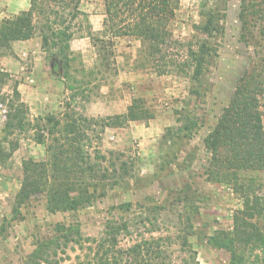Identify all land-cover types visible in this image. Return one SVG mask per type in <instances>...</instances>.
Returning a JSON list of instances; mask_svg holds the SVG:
<instances>
[{"label":"trees","instance_id":"16d2710c","mask_svg":"<svg viewBox=\"0 0 264 264\" xmlns=\"http://www.w3.org/2000/svg\"><path fill=\"white\" fill-rule=\"evenodd\" d=\"M82 1L30 0L28 9L1 21L0 54L11 49L13 42L38 35L43 49H57L64 79L81 85L82 81L71 73L77 59L71 41L85 36L100 40L89 14L81 8ZM210 1L201 2L202 20L193 26L196 40L181 42L173 37L169 22L175 16L178 0H103L106 13L99 33L139 39L144 65L161 74L187 77L194 84L192 94L200 97L225 30L226 9L217 0L213 4ZM239 19L240 38L252 48L253 55L204 142L211 154L207 180L233 184L241 194L242 207L232 213L230 227L210 234L201 232L198 238L228 251L230 259L226 264H264V231L260 226L264 222V194L253 191L254 177L243 179L240 175L264 171V0H242ZM9 80L10 74L0 70V100L7 107L6 136L31 131L34 141L45 145L46 150L43 160L30 157L23 161V179L16 196L19 205L32 194L46 192L51 213L76 211L125 181L130 169L121 158L124 153L109 151L107 155L99 149L93 152V138L100 139L96 127H122L131 121L152 118L142 97H134L125 113L107 117L90 118L74 111L62 117L47 114L31 118L17 82L10 95L1 93ZM70 88L76 89L74 85ZM179 121L182 123L168 128L165 136L172 145L176 143L174 136L188 137L198 126V117L191 113L183 114ZM10 142V152L0 149L1 156L17 149L18 141ZM176 199L170 206L181 205L179 218H185L187 227L183 234L155 235L162 229L165 206H145L144 212L130 218H108L99 236L85 237L78 223L59 222L53 236L37 240L23 264H61L66 258L72 260L69 255L61 256L71 247L80 253L67 264H200L190 237L196 231L192 219L200 213L199 202L205 197L187 183L176 192ZM131 207V202L118 205L123 212ZM6 230L0 225V239ZM127 239L131 243L122 245ZM175 244L179 245L178 251Z\"/></svg>","mask_w":264,"mask_h":264},{"label":"rangeland","instance_id":"374dc122","mask_svg":"<svg viewBox=\"0 0 264 264\" xmlns=\"http://www.w3.org/2000/svg\"><path fill=\"white\" fill-rule=\"evenodd\" d=\"M11 1L0 0V23L20 12H17V6L7 10ZM201 2L178 0L175 16L169 22L175 39L181 42L191 38L196 40L192 36L195 33L193 26L202 20L199 14ZM217 2L226 9L225 30L219 39L215 64L206 76L204 95L200 97L192 94L194 84L187 77L177 73L161 74L152 66L144 65L139 39L100 34L106 13L103 0H83L81 3L100 40L85 36L71 41L73 55L77 58L72 63L71 73L82 81L81 85L64 79L62 59L57 49H43L38 35L28 41H15L11 49L0 54V70L10 74L1 93L10 95L12 85L17 82L22 100L30 108L31 118L47 114L62 117L64 113L74 111L90 118L122 114L134 97H142L153 113L152 118L131 121L122 127L102 130L96 127L100 139L93 138L91 151L99 149L107 155L109 151L124 153L121 158L128 163V177L121 185L108 190L105 196L76 211L51 213L47 209L46 192L32 194L23 204L16 202L23 179V161L30 157L43 160L46 150L45 145L34 141L31 131L6 136L7 107L0 100V149H5L7 154L11 149L10 141H18L17 149L10 155L1 156L0 153V225L7 229L0 239V264H23L37 240L53 236L59 222L78 223L85 237L99 236L108 218H130L144 212L145 206L167 207L161 218L162 229L155 235L183 234L187 227L185 218H179L181 205L170 206V202L177 200L176 192L187 183L199 189L205 197L199 202L200 213L192 219L196 231L190 237L198 252L199 263L226 264L229 261L228 251L216 249L198 238L201 232L210 234L230 227L232 213L242 207L241 194L233 184L207 180L206 168L211 154L204 140L223 107L229 103L253 50L240 38L242 0ZM261 110L264 119V97ZM187 113L198 117V126L188 137L174 136L176 143L172 145L168 136L165 138L168 128L180 125L179 119ZM240 175L243 179L254 177L253 191L264 194V171ZM123 202L132 203L129 211L118 208ZM260 226L264 231V222ZM131 241L124 240L122 245ZM173 247L178 251V244ZM78 253V248L71 247L61 256L69 255L73 260ZM72 260L66 258L61 264Z\"/></svg>","mask_w":264,"mask_h":264},{"label":"crops","instance_id":"0c3cea01","mask_svg":"<svg viewBox=\"0 0 264 264\" xmlns=\"http://www.w3.org/2000/svg\"><path fill=\"white\" fill-rule=\"evenodd\" d=\"M7 5V10L11 11V8H14L15 6L18 11L26 10L29 8L30 5V0H12L10 3ZM28 41V40H25Z\"/></svg>","mask_w":264,"mask_h":264}]
</instances>
